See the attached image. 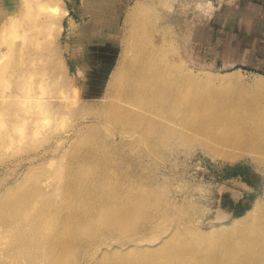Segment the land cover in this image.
Masks as SVG:
<instances>
[{
  "label": "bare ground",
  "instance_id": "obj_1",
  "mask_svg": "<svg viewBox=\"0 0 264 264\" xmlns=\"http://www.w3.org/2000/svg\"><path fill=\"white\" fill-rule=\"evenodd\" d=\"M149 9L138 4L131 11L126 20L134 21L129 41L122 44L120 58L114 62L115 68L99 95L102 103L88 110L92 109L95 118L101 116L127 126L126 136L132 133L135 139L155 148L202 136L209 140L207 145L215 155L233 160L248 154L264 161V113H257L250 102H243L241 93L234 95L228 90L237 88L236 73L222 77L229 83H215L216 78L210 74L205 78L192 72L178 54L169 28L160 26L157 17L146 19ZM69 14L61 0H17L15 7L4 10L0 37L5 47L0 49V62L9 52L39 55L36 71L28 72L38 73L40 66L44 79L34 89L23 88L19 79L13 91L0 99V117L5 113L10 116L7 128L0 134V145L12 141L18 133L22 136L24 127L28 128V135H38L48 119L53 122L50 132H56L61 117L82 109L74 106L82 99L76 101L73 90L66 91L63 84H57V77H52L58 67L66 69L64 60L52 62L57 52V38L52 32L63 31V20ZM26 33L30 43L25 49L19 48L13 39ZM20 68L19 74L26 79L27 71L23 73ZM2 71H8V64L2 65ZM48 79L52 80L51 86L43 90ZM263 85L260 78L252 87L244 85L242 89L261 99ZM21 100L27 101L21 103L23 107L19 106ZM72 129L74 126L68 131ZM54 134V140L59 142L60 133ZM77 160L82 161L80 168L87 161L86 156ZM96 181L92 180L88 188H96ZM77 186L81 189L83 183ZM105 193L112 191L103 190ZM110 196L112 201L100 204L91 193L84 200H76L70 207L72 213L62 222L70 220L52 225V232L48 231L52 199L47 194L38 189L7 196L0 202V264H264V224L255 222L264 216L263 199H258L236 221L235 229L219 233L217 242L223 249L211 255L199 241L213 237V233L197 234L192 228L188 232L193 233L194 239L184 236L178 227L149 239L151 242H142L147 238H131L150 227L154 210L161 211L162 198L154 190L121 191ZM115 197L120 198L123 207L114 204ZM228 226L218 228L225 232ZM238 232L240 237L235 235Z\"/></svg>",
  "mask_w": 264,
  "mask_h": 264
},
{
  "label": "rangeland",
  "instance_id": "obj_2",
  "mask_svg": "<svg viewBox=\"0 0 264 264\" xmlns=\"http://www.w3.org/2000/svg\"><path fill=\"white\" fill-rule=\"evenodd\" d=\"M14 1L16 4L11 0H0V24L5 19L4 10L17 5V0ZM89 1L91 0H87V6H90ZM247 1L249 0H101L98 6L107 7L109 4L110 12L116 9L117 2V30L115 34L107 35V38L113 36L115 40L112 48L110 45L100 46L104 39L99 42L97 34L87 35L90 23L86 22L84 26L79 20L75 22L69 20V15L66 16L63 31L53 29L52 32L57 38L55 47L58 52L53 54L52 62L60 60L63 63L64 60L66 69L58 67L52 77H57V84H63L66 91L73 90L76 101L82 99L80 103L75 101L77 105L74 104L76 108L82 109L60 118L56 129L61 135L58 136L60 143L54 140L57 135L54 133L57 131L50 132L53 122L48 119L38 135H28V128L24 127L22 136L18 133L15 139L0 145V202L17 192H35L39 189L52 199L48 208L51 225L48 231L52 232V225L69 221L67 218L62 222V219L72 213L70 207L76 200H84L89 193L100 204L112 201L111 194L121 191L137 193L149 188L162 198L161 211L154 210L148 222L150 227L139 230L132 235V239L147 238L142 242H151L149 239L163 236L177 227L184 236L189 235L190 239H194L193 233L188 232L192 228L197 234L213 233V237L199 242L209 250V254H218L223 249L217 242L219 233L235 229L238 224L236 221L243 218L258 199L264 200L263 159L248 154L233 160L225 159L213 154L207 145L209 140L202 136L194 140H180L173 145L165 143V146L155 148L150 143L135 139L132 133L126 136L124 133L127 126L118 125L101 116L95 118L92 109L88 110V107H96L102 103L99 95L104 91L117 58H120L122 44L129 41L128 35L131 36L132 33L134 21L126 20L135 6L141 4L150 8L151 12L146 19L157 17L160 26L169 28L178 54L192 72L205 78L210 74L216 78L215 83L221 82L222 77L228 78L236 73L237 88L227 85L230 87L228 90H232L231 94L234 95L241 93L239 97L243 102H250L257 113H264V95L258 99L250 90L242 89L244 85L252 87L260 78L264 82V53L257 52L254 62H234V65H225L214 55L218 31L229 32L233 29L230 24L242 14V7ZM258 1L263 4L260 16L264 25V0ZM61 3L67 9L71 5L70 0H61ZM91 13L92 11L88 12L87 20L92 16ZM76 18L79 19L77 15ZM236 29V34L241 37L242 34ZM92 36H95L94 40H90ZM13 40L15 44H20L19 48L22 46L24 49L30 43L28 33ZM95 44L101 52H97L99 48L93 49L96 48ZM261 45L264 49V43ZM3 47L5 45L0 37V49ZM257 60L262 63L257 64ZM39 61V55L31 52L5 54L0 63L3 66L8 64V71L3 72L2 65L0 66V99L13 91L19 79L22 80L23 88L34 89L44 79L40 66L38 73L28 71H36ZM20 67H23V73L27 71L26 79L24 74H19L22 70ZM48 82L43 90H48L51 86L52 80L48 79ZM245 82L246 84H242ZM221 83L229 82L227 80ZM211 89L212 86L209 90ZM25 94L26 92L22 99ZM19 102L20 107H23L21 103L27 104L25 100ZM9 118L7 113L0 117V134L7 128L6 120ZM72 126L74 129L68 131ZM222 149L226 150V147ZM83 156H86L87 161L81 169L82 161L77 159ZM92 180H97L96 188H88L87 185ZM80 182L83 183L81 189L77 186ZM85 187L87 190L84 192L82 189ZM103 190H110L112 193L105 195ZM113 202L116 206L123 207L120 198L115 197ZM255 222L258 225L264 224V216ZM224 224L229 226L222 232L224 229L218 227ZM212 227L217 228L212 231ZM235 235L240 237L241 233ZM254 235L256 236V232Z\"/></svg>",
  "mask_w": 264,
  "mask_h": 264
},
{
  "label": "crops",
  "instance_id": "obj_3",
  "mask_svg": "<svg viewBox=\"0 0 264 264\" xmlns=\"http://www.w3.org/2000/svg\"><path fill=\"white\" fill-rule=\"evenodd\" d=\"M70 2L71 5L68 7L70 12L69 20L72 19L75 22L79 20L81 25L84 26L86 22L90 23L91 28L87 35L97 34L96 39L99 42H101L100 39H104V42L100 46L109 47L110 45V48H112L115 40L113 36L107 38V35L115 34L117 30V19H119L117 2L116 9L112 10V12L109 11L111 10L108 8L109 4H107V7L102 6L103 8L98 6L101 4V0L99 3L98 0L89 1L90 6H87V0H70ZM262 5L258 0L247 1L242 7V14L235 17L232 24H230L233 29H230L229 32L225 30L218 31V37L214 42V55L225 65H234V62L243 64L250 63L251 61L254 62L256 61L254 58L257 56V52L264 53V49L261 47V44L264 43V25L260 16ZM89 11H92V16L88 17L87 20L86 16ZM76 15L79 19L76 18ZM236 28L242 34L241 37L236 34ZM94 37L92 36L90 40H94ZM95 47L93 48L94 50L99 48L97 44H95ZM99 51L101 52L100 48L97 52ZM260 62L257 60V64L260 65L262 63ZM98 81L100 80L98 79Z\"/></svg>",
  "mask_w": 264,
  "mask_h": 264
}]
</instances>
